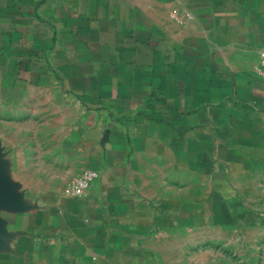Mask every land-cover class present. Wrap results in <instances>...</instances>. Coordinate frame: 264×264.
<instances>
[{
  "label": "crops",
  "instance_id": "0c3cea01",
  "mask_svg": "<svg viewBox=\"0 0 264 264\" xmlns=\"http://www.w3.org/2000/svg\"><path fill=\"white\" fill-rule=\"evenodd\" d=\"M262 52L264 0H0V264H149L174 221L258 210Z\"/></svg>",
  "mask_w": 264,
  "mask_h": 264
},
{
  "label": "rangeland",
  "instance_id": "374dc122",
  "mask_svg": "<svg viewBox=\"0 0 264 264\" xmlns=\"http://www.w3.org/2000/svg\"><path fill=\"white\" fill-rule=\"evenodd\" d=\"M43 104L52 105L48 100ZM6 116L18 123L54 117L47 108L34 115L23 111ZM252 207L258 210L236 220L220 212L203 220L174 221L146 244L149 264H264V193L256 195Z\"/></svg>",
  "mask_w": 264,
  "mask_h": 264
},
{
  "label": "built area",
  "instance_id": "2783aa9c",
  "mask_svg": "<svg viewBox=\"0 0 264 264\" xmlns=\"http://www.w3.org/2000/svg\"><path fill=\"white\" fill-rule=\"evenodd\" d=\"M254 70L255 74L264 81V52L259 54V62ZM96 177L97 174L95 171H87L68 183L64 188V193L67 195L82 196L87 192Z\"/></svg>",
  "mask_w": 264,
  "mask_h": 264
}]
</instances>
